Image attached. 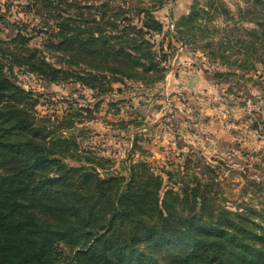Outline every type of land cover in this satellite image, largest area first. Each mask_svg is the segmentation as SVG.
<instances>
[{"label": "trees", "instance_id": "1", "mask_svg": "<svg viewBox=\"0 0 264 264\" xmlns=\"http://www.w3.org/2000/svg\"><path fill=\"white\" fill-rule=\"evenodd\" d=\"M31 1L43 20L56 21L41 50L26 23L0 39V264H264V218L224 210L205 219L198 188L164 191L144 163L127 180L101 177L105 161L61 134L69 117L37 119V100L17 83L15 67L100 93L126 80L162 81L168 57H157L152 39L164 33L154 13L165 0ZM199 3L178 27L194 34L203 15L233 16L223 2L209 1L208 12ZM236 18L239 28L255 25L242 29L249 42H236L264 65V1L249 0Z\"/></svg>", "mask_w": 264, "mask_h": 264}, {"label": "rangeland", "instance_id": "2", "mask_svg": "<svg viewBox=\"0 0 264 264\" xmlns=\"http://www.w3.org/2000/svg\"><path fill=\"white\" fill-rule=\"evenodd\" d=\"M175 1L165 0L154 13L164 26V33L154 34V51L157 57H168V63L161 64L166 70L162 81L126 80L100 93L72 82L49 84L15 67L17 83L37 100V119L69 117L71 128L61 134H73L80 153L105 161V170H98L101 177L127 180L133 167L144 163L162 178L164 191H178L183 185L198 188L205 219L228 210L252 213L260 222L264 218V162L259 155L264 149V65L246 55L240 44L250 41L242 29L255 25H236V15L248 4L242 1L241 7L232 8L224 0H194L188 6ZM196 1L197 8L204 10L209 1L223 2L233 16L209 21L203 15L200 31L189 33L178 22ZM170 6L178 10L167 9ZM38 11L31 0H0V39L7 41L15 34L10 25L26 23L33 35L30 45L41 50L45 31H51L56 20H43ZM211 32L217 36L211 38ZM242 131L251 133L256 148L242 150L245 140L251 142L241 136ZM66 164L79 166L71 160Z\"/></svg>", "mask_w": 264, "mask_h": 264}, {"label": "crops", "instance_id": "3", "mask_svg": "<svg viewBox=\"0 0 264 264\" xmlns=\"http://www.w3.org/2000/svg\"><path fill=\"white\" fill-rule=\"evenodd\" d=\"M194 0H176L175 1V4H176V2H177V4H183V5H185L183 2H185V3H187V6H188V4H190V3H192ZM225 1V3L229 6V7H232V8H236V7H241L240 6V4L241 5H243L242 4V1H246L245 2V4L247 5L248 4V2H249V0H224ZM262 1H264V0H262ZM171 4H172V2H171ZM245 5V6H246ZM172 6H174V5H172ZM172 6H170L169 8H167V9H170V10H178V8H174V7H172ZM186 6V5H185ZM185 6H183L181 9H180V11H182V12H184V10H182V9H184L185 8ZM243 7V6H242ZM247 7V6H246ZM244 8V7H243ZM220 132V133H219ZM218 133L220 134V135H223V131H218ZM228 136V138L230 137V135H227ZM241 136L242 137H244V138H246V139H249V137H250V139H251V142H249V141H247V140H245V142L247 143L246 145H245V143L242 145V147L241 148H243L242 150H245V149H250V148H252L253 146H254V141H252V139L254 140V138L251 136V133L249 132L248 134L245 132V131H242L241 132ZM259 139H261V140H263V137H260ZM260 143H262V141L260 142ZM221 145H223V143L221 144ZM255 147V146H254ZM245 148V149H244ZM256 148V147H255ZM259 155H261V156H263V162H264V149H263V151H262V154H259ZM257 157V156H256Z\"/></svg>", "mask_w": 264, "mask_h": 264}]
</instances>
